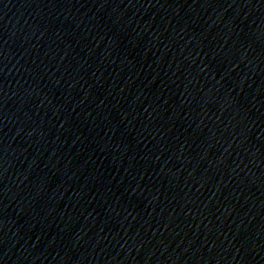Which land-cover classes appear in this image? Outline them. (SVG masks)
Segmentation results:
<instances>
[{
  "label": "water",
  "instance_id": "1",
  "mask_svg": "<svg viewBox=\"0 0 264 264\" xmlns=\"http://www.w3.org/2000/svg\"><path fill=\"white\" fill-rule=\"evenodd\" d=\"M0 264H264V0H0Z\"/></svg>",
  "mask_w": 264,
  "mask_h": 264
}]
</instances>
